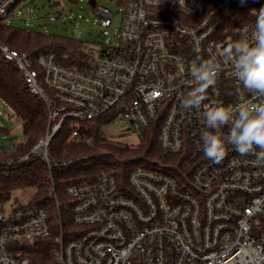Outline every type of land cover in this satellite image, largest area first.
I'll return each instance as SVG.
<instances>
[{
    "label": "built area",
    "instance_id": "obj_1",
    "mask_svg": "<svg viewBox=\"0 0 264 264\" xmlns=\"http://www.w3.org/2000/svg\"><path fill=\"white\" fill-rule=\"evenodd\" d=\"M12 1L0 4V22ZM119 4L117 41L86 45L81 67L59 64L53 54L34 62L0 42L48 110L45 135L29 155L50 172L53 206L51 212L0 200V264H31L40 241L52 242L50 264H264V160L229 145L216 163L200 140L211 131L203 119L209 107L264 105V95L243 87L224 54L238 40L253 43L264 0ZM94 11L102 36L110 37L116 14L98 4ZM196 58L218 63L220 74L200 108L188 109L182 101L197 85L190 75ZM67 121L100 125L103 139V126L127 122L140 142L156 133V153L131 168L128 188L109 170L56 190L53 170L72 161L52 159L50 144ZM72 134L93 140L79 129Z\"/></svg>",
    "mask_w": 264,
    "mask_h": 264
},
{
    "label": "trees",
    "instance_id": "obj_2",
    "mask_svg": "<svg viewBox=\"0 0 264 264\" xmlns=\"http://www.w3.org/2000/svg\"><path fill=\"white\" fill-rule=\"evenodd\" d=\"M49 1L54 7L57 2ZM78 3L79 0H66ZM96 0V4H97ZM19 2V1H18ZM34 4V0L30 4ZM16 4L10 8L9 16L0 22V42L10 49L26 52L34 62L42 54L55 56L56 62L66 66L81 67L85 59L86 44L81 39L57 33L33 30L14 24ZM49 14L45 16L48 17ZM59 19V16H58ZM57 19V20H58ZM36 64V63H35ZM0 99L9 107L8 116H17L22 123L25 142L7 151L0 147V200H10L15 189L32 188V196L26 204L17 198L20 206H39L53 211L50 202V172L44 162L29 155V151L45 135L48 110L41 99L33 95L17 65L0 51ZM74 129L86 132L92 141L72 137ZM0 133L11 135L0 124ZM156 133L137 145H119L100 137V125L81 123L78 126L67 121L63 129L54 136L50 144V156L57 162L72 161L66 168H55L52 172L56 190L74 180L97 178L106 171H112L121 185L129 187L128 176L131 168L145 157H153L157 148ZM155 150V151H154ZM27 156L25 160H21ZM74 179V180H73ZM52 242L40 241L31 249V264H50Z\"/></svg>",
    "mask_w": 264,
    "mask_h": 264
},
{
    "label": "clouds",
    "instance_id": "obj_3",
    "mask_svg": "<svg viewBox=\"0 0 264 264\" xmlns=\"http://www.w3.org/2000/svg\"><path fill=\"white\" fill-rule=\"evenodd\" d=\"M254 31L253 43L238 40L229 44L224 54L235 61V76L243 87L264 95V8L257 16ZM219 74L218 63L196 58L190 75L197 85L183 99L184 107L200 108L206 99L205 93L215 85ZM203 119L206 128L211 130L200 137L206 158L219 163L227 154V146L231 145L240 155L255 153L264 160V105H254L251 109L217 105L204 111ZM226 127L228 131L223 132ZM257 149L261 151L257 153Z\"/></svg>",
    "mask_w": 264,
    "mask_h": 264
},
{
    "label": "rangeland",
    "instance_id": "obj_4",
    "mask_svg": "<svg viewBox=\"0 0 264 264\" xmlns=\"http://www.w3.org/2000/svg\"><path fill=\"white\" fill-rule=\"evenodd\" d=\"M19 1V2H18ZM13 0L12 5L16 4L14 11L17 26H24L33 30L57 33L75 37L94 49H99L105 41L115 43L119 33L121 18L119 16L121 0H98L97 4L109 7L115 14L113 26L110 29V37H103L99 18L96 16L94 8L88 0H79L78 3H71L66 0H52L57 2L54 7L49 6L48 0ZM49 14L59 19L55 22L49 21ZM12 15L7 21H12ZM104 39V40H103ZM8 105L0 99V124L10 130L11 135L0 133V147L7 151L14 150L15 146L24 143L26 138L22 130V123L17 116L9 117ZM105 138L119 145H137L140 137L134 132L129 123L121 124L110 123L102 127ZM34 190L15 189L12 191L9 204L14 203L17 198L22 204H26L32 196Z\"/></svg>",
    "mask_w": 264,
    "mask_h": 264
},
{
    "label": "water",
    "instance_id": "obj_5",
    "mask_svg": "<svg viewBox=\"0 0 264 264\" xmlns=\"http://www.w3.org/2000/svg\"><path fill=\"white\" fill-rule=\"evenodd\" d=\"M4 0H0V4L3 2ZM89 4L91 5V7H95L96 5V0H88Z\"/></svg>",
    "mask_w": 264,
    "mask_h": 264
},
{
    "label": "snow or ice",
    "instance_id": "obj_6",
    "mask_svg": "<svg viewBox=\"0 0 264 264\" xmlns=\"http://www.w3.org/2000/svg\"><path fill=\"white\" fill-rule=\"evenodd\" d=\"M157 95H158V93H157Z\"/></svg>",
    "mask_w": 264,
    "mask_h": 264
}]
</instances>
